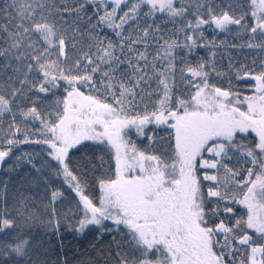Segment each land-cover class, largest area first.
<instances>
[{
	"label": "snow or ice",
	"instance_id": "1",
	"mask_svg": "<svg viewBox=\"0 0 264 264\" xmlns=\"http://www.w3.org/2000/svg\"><path fill=\"white\" fill-rule=\"evenodd\" d=\"M0 13V169L26 161L47 191L0 204V264H45L37 223L58 241L98 227L113 264H264V0H8ZM220 46L258 59L229 55L221 71ZM20 145L40 146L41 168Z\"/></svg>",
	"mask_w": 264,
	"mask_h": 264
},
{
	"label": "trees",
	"instance_id": "2",
	"mask_svg": "<svg viewBox=\"0 0 264 264\" xmlns=\"http://www.w3.org/2000/svg\"><path fill=\"white\" fill-rule=\"evenodd\" d=\"M8 4V0H0V9H3ZM13 15H15L13 9H9ZM191 18V17H189ZM0 23H7L6 17L3 13H0ZM171 23L168 24V28H171ZM106 35L110 38L115 39L112 36L110 30H106ZM205 35L208 39H216L217 42L224 40L228 44L232 43H242L239 38L233 37L231 34L219 33L218 35L213 33L211 29H207ZM247 39V37H245ZM86 44L87 41L85 40ZM219 58V70H227L228 56L231 55L233 61L236 63L247 62L245 57L257 58L255 51L247 48H228L225 49L223 46L216 49ZM208 51L204 48H198L195 53L189 57L193 63H195L198 57H207ZM5 63L4 59L0 57V66ZM10 73L0 72V75H7ZM253 81H248L247 78L236 84L238 88L244 89V94H251V88ZM50 102V101H49ZM165 133H160L164 135ZM133 140H137L135 134L132 135ZM91 143V142H88ZM137 143H141L137 140ZM147 143V141H144ZM15 154L19 156L23 153H36L33 160L37 168H41L44 164L43 154L41 152L40 146L36 145H20L14 150ZM88 154L91 155V150H87ZM107 159V158H106ZM43 174V173H42ZM47 178V177H45ZM7 185L6 192L4 190V185ZM60 187L59 184L56 185ZM67 197L64 204L61 207H71L75 210V200L73 199V193L70 190L62 189ZM98 190L94 189L96 194ZM21 196L31 197L34 199L37 205L47 203V191L46 186L41 181L40 177L33 170L32 166L26 161L16 167L15 171L8 173L6 169H0V204L3 200L7 199L8 207L11 208L16 200ZM108 222H106L107 224ZM110 226V224H109ZM48 230L41 227L37 223L32 228V235L38 237L40 241H50V243H44L40 252V260L45 262V264H61L62 261L67 260L69 264H80L81 261H89L90 264H113V258L110 255L113 251V246L111 245L112 235L105 234L102 238L101 243L98 237H100V229L98 227H93L91 231L86 230L84 233L76 231L74 228H61L62 236L60 241L54 236H46L45 233ZM0 238H3V234H0Z\"/></svg>",
	"mask_w": 264,
	"mask_h": 264
},
{
	"label": "rangeland",
	"instance_id": "3",
	"mask_svg": "<svg viewBox=\"0 0 264 264\" xmlns=\"http://www.w3.org/2000/svg\"><path fill=\"white\" fill-rule=\"evenodd\" d=\"M248 81H250L249 79H247ZM254 135V134H253Z\"/></svg>",
	"mask_w": 264,
	"mask_h": 264
}]
</instances>
